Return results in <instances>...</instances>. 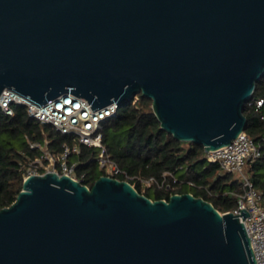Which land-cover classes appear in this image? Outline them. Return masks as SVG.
Here are the masks:
<instances>
[{"label": "water", "instance_id": "95a60500", "mask_svg": "<svg viewBox=\"0 0 264 264\" xmlns=\"http://www.w3.org/2000/svg\"><path fill=\"white\" fill-rule=\"evenodd\" d=\"M264 75V0H0V96L72 93L94 110L142 93L205 151L247 125ZM191 192L47 171L0 209V264H258L239 215Z\"/></svg>", "mask_w": 264, "mask_h": 264}, {"label": "trees", "instance_id": "16d2710c", "mask_svg": "<svg viewBox=\"0 0 264 264\" xmlns=\"http://www.w3.org/2000/svg\"><path fill=\"white\" fill-rule=\"evenodd\" d=\"M264 75L256 84L253 97L244 105L247 117L245 131L259 144L261 156L248 166L255 185L264 192ZM13 115L0 107V209L10 206L23 188L24 171L29 162L40 156L32 142H48L47 147L56 157L63 152V144L70 137L51 124H43L30 116L25 105L13 103ZM103 142L111 158L130 177L139 192L152 199H169L174 193L191 192L212 202L222 213L237 207L239 179L223 171L217 162L207 159L203 144L178 140L161 127L152 100L142 93L125 102L116 115L103 126ZM98 148L81 145L70 161L78 160L77 173L85 174L83 182L92 186L104 170L97 162ZM59 163V162H58ZM137 177H154L157 185L142 188ZM118 178L125 180V174ZM169 186V189L167 188Z\"/></svg>", "mask_w": 264, "mask_h": 264}, {"label": "built area", "instance_id": "2783aa9c", "mask_svg": "<svg viewBox=\"0 0 264 264\" xmlns=\"http://www.w3.org/2000/svg\"><path fill=\"white\" fill-rule=\"evenodd\" d=\"M263 102V99H257L256 105L262 106ZM13 103L25 105L30 116L43 124L53 125L58 131L68 135L73 142V145L69 142L63 144L64 150L59 158L51 153L47 141L32 142L31 147L37 148L40 156L29 162L24 171V180L32 174L56 171L83 182L85 174L79 175L76 170L78 160L70 161L74 153L81 152V145L98 148V166L104 170L105 175L118 178L119 174H125V180L135 179L124 172L111 158L103 142V126L109 118L116 115L119 108L116 102L94 110L87 99L68 93L39 105L11 89H6L0 96V107L5 113L13 115L15 112ZM206 153L209 161L217 162L223 171L232 173L239 179L241 191L236 193L237 207L231 211L235 214H242L241 209L249 212L244 219L243 215L239 217L251 238L257 263L264 264V192L255 185L247 171L250 163L261 156L259 144L246 131H242L232 143ZM136 180L143 189L154 185L163 186V183H158L154 177L148 179L137 177ZM167 188L169 189V186Z\"/></svg>", "mask_w": 264, "mask_h": 264}, {"label": "rangeland", "instance_id": "374dc122", "mask_svg": "<svg viewBox=\"0 0 264 264\" xmlns=\"http://www.w3.org/2000/svg\"><path fill=\"white\" fill-rule=\"evenodd\" d=\"M249 169L247 168V171H248Z\"/></svg>", "mask_w": 264, "mask_h": 264}, {"label": "bare ground", "instance_id": "6f19581e", "mask_svg": "<svg viewBox=\"0 0 264 264\" xmlns=\"http://www.w3.org/2000/svg\"><path fill=\"white\" fill-rule=\"evenodd\" d=\"M28 178V177H27Z\"/></svg>", "mask_w": 264, "mask_h": 264}]
</instances>
